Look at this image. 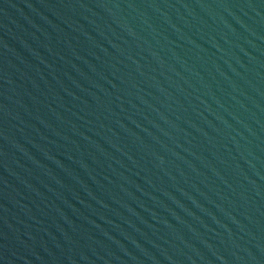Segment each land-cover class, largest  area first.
Returning <instances> with one entry per match:
<instances>
[{"label": "water", "instance_id": "95a60500", "mask_svg": "<svg viewBox=\"0 0 264 264\" xmlns=\"http://www.w3.org/2000/svg\"><path fill=\"white\" fill-rule=\"evenodd\" d=\"M0 264H264V0H0Z\"/></svg>", "mask_w": 264, "mask_h": 264}]
</instances>
